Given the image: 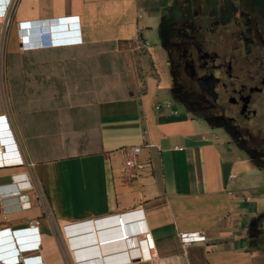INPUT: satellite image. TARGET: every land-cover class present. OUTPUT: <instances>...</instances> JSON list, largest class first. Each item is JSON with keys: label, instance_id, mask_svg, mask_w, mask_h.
<instances>
[{"label": "crops", "instance_id": "1", "mask_svg": "<svg viewBox=\"0 0 264 264\" xmlns=\"http://www.w3.org/2000/svg\"><path fill=\"white\" fill-rule=\"evenodd\" d=\"M170 1L17 0L0 16V264H264V170L169 96ZM6 128L22 165H5L20 161Z\"/></svg>", "mask_w": 264, "mask_h": 264}, {"label": "flooded vegetation", "instance_id": "2", "mask_svg": "<svg viewBox=\"0 0 264 264\" xmlns=\"http://www.w3.org/2000/svg\"><path fill=\"white\" fill-rule=\"evenodd\" d=\"M158 45L171 99L264 170V12L252 0H171Z\"/></svg>", "mask_w": 264, "mask_h": 264}, {"label": "built area", "instance_id": "3", "mask_svg": "<svg viewBox=\"0 0 264 264\" xmlns=\"http://www.w3.org/2000/svg\"><path fill=\"white\" fill-rule=\"evenodd\" d=\"M16 2H17V0H7L4 3H0L3 5L0 8V16H5V15L9 14L10 11L15 6ZM70 19L73 21H76L75 16H72ZM29 26H30V22H28V21L19 22V27L21 30L27 29ZM27 36L28 35L25 33H21L19 36L21 49L25 48L24 40H26ZM4 130H5L6 136L8 137V141L12 140L14 143L13 136L11 134L10 129L6 128ZM14 145H15V147L13 148V150L16 151V153L20 157V153L16 147V144L14 143ZM139 151H140L139 146H125L122 148L123 171L128 176L134 175L135 169L137 167V156H138ZM22 164H23V160L21 157H20L19 162H12V163H8V164L5 163L6 166H18V165H22ZM1 165H3V164H1ZM232 177H234V175L230 174V178H232ZM12 182H13V184L20 185V183L16 182L14 178H13ZM13 194L18 195L21 200H25V198H26L25 194H23V193L19 194L18 191H14ZM37 195H38L39 200L42 202V204H44L45 198H44L43 192H41V190L37 189ZM21 206L27 208V207H29V203L28 202L23 203V204H21ZM45 212H46V209H45ZM46 214H47V212H46ZM39 224H40L39 218H37V217L31 218L27 222V228L30 230H35V229H38ZM179 239L183 244H186V243L194 242V241H206V235L200 231H184V232L179 233ZM20 259L22 261H24L25 256L20 255ZM100 264H103V263H100Z\"/></svg>", "mask_w": 264, "mask_h": 264}, {"label": "water", "instance_id": "4", "mask_svg": "<svg viewBox=\"0 0 264 264\" xmlns=\"http://www.w3.org/2000/svg\"><path fill=\"white\" fill-rule=\"evenodd\" d=\"M252 1L254 2V4L256 6H258L264 12V0H252ZM9 143L11 144L10 147L13 149L15 147L13 141L9 140ZM126 216H128V215H126V214H117L116 216H114V218H115V223L114 224L115 225L120 224V229H121L120 232L119 231L115 232L116 235L120 234V233L124 234V230H127L128 225H127L126 219H125ZM87 221H89V220L82 221V222H87ZM122 222H125V226H122ZM140 224H141L142 230H145L144 229L145 227H144V224L142 223V221L140 222ZM97 228L99 229V228H101V226H98ZM96 255H98V254H96ZM100 263L101 262L99 260L94 262V264H100Z\"/></svg>", "mask_w": 264, "mask_h": 264}, {"label": "bare ground", "instance_id": "5", "mask_svg": "<svg viewBox=\"0 0 264 264\" xmlns=\"http://www.w3.org/2000/svg\"><path fill=\"white\" fill-rule=\"evenodd\" d=\"M95 226L96 227H98V225H96L95 224ZM138 232V231H137ZM134 236H129V237H127L126 239H125V242H126V245L128 246V248H134V247H137L138 245H137V242H136V240H135V238L134 237H137V241H138V239H139V234L137 233V234H133Z\"/></svg>", "mask_w": 264, "mask_h": 264}, {"label": "rangeland", "instance_id": "6", "mask_svg": "<svg viewBox=\"0 0 264 264\" xmlns=\"http://www.w3.org/2000/svg\"><path fill=\"white\" fill-rule=\"evenodd\" d=\"M165 76V74L163 73L162 74V77H164ZM160 78H161V75L159 76ZM163 79V78H162ZM245 172V171H244ZM61 235H62V237H64V239H65V244H66V247L68 248V250H70V252H73L74 250H72L71 248H70V245H69V240L66 238V236L64 235V231L63 230H61Z\"/></svg>", "mask_w": 264, "mask_h": 264}]
</instances>
